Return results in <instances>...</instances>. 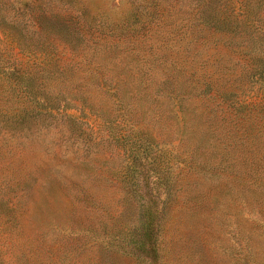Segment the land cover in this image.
Masks as SVG:
<instances>
[{
  "label": "rangeland",
  "instance_id": "obj_1",
  "mask_svg": "<svg viewBox=\"0 0 264 264\" xmlns=\"http://www.w3.org/2000/svg\"><path fill=\"white\" fill-rule=\"evenodd\" d=\"M198 10L194 0H0V264H142L119 244L136 222L123 151L95 117H115L113 84L135 128L192 165L153 264H264V117L212 98L258 103L242 76L250 51L197 25ZM123 20L128 35L98 33ZM205 83L212 93H200ZM198 141L202 169L200 157L189 164Z\"/></svg>",
  "mask_w": 264,
  "mask_h": 264
},
{
  "label": "trees",
  "instance_id": "obj_2",
  "mask_svg": "<svg viewBox=\"0 0 264 264\" xmlns=\"http://www.w3.org/2000/svg\"><path fill=\"white\" fill-rule=\"evenodd\" d=\"M194 1L199 8L196 13L197 25L213 34L221 35L220 41L232 51L241 47L246 48L245 51H250L246 53L248 57L245 59L250 69L247 71L245 69L242 76L246 80H253L258 86V103L255 104L237 101L235 93L215 92L212 98L219 99L221 103L217 105L225 106L229 112L258 109L260 116L264 117V17L255 19L261 13L262 0H228L226 4L221 0ZM83 26L92 29L94 25L85 23ZM129 32L130 26L126 20L114 25L102 23L98 31L100 35L110 33L111 36H125ZM245 38H248L247 45H244ZM108 88L113 90L111 94L116 101L115 117H102L98 113H95L97 114L95 117L103 123L99 128L107 127L110 131L108 137L122 148L125 164L119 177L128 186L132 201L136 205V222L124 226L126 232L119 244L141 257L142 264H146L147 260L153 264L157 259L161 225L166 217L167 208L171 202L177 200V193L180 191L178 188L180 174L186 167L188 171L192 170V165H183L184 161L179 159L177 154L170 157L167 147L159 145L144 131L136 129L130 119L132 115V108H129L130 98L120 93L115 84ZM183 88V83H177L175 88L171 89L172 94L176 92L172 98L179 114L181 131L186 128L187 114L179 98ZM212 91L210 83L202 84L201 94L207 95ZM42 100L46 101L47 98L43 97ZM201 142L198 141V145L193 148L194 156L192 155L189 160L191 164L201 158L200 162L193 164L195 169L196 166L202 169L207 163L202 153L197 155ZM261 160H264V156ZM172 169L179 171L175 174Z\"/></svg>",
  "mask_w": 264,
  "mask_h": 264
}]
</instances>
